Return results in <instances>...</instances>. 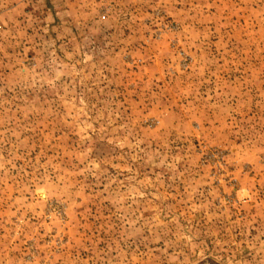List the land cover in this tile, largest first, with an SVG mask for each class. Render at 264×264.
<instances>
[{
	"label": "rangeland",
	"instance_id": "1",
	"mask_svg": "<svg viewBox=\"0 0 264 264\" xmlns=\"http://www.w3.org/2000/svg\"><path fill=\"white\" fill-rule=\"evenodd\" d=\"M0 264H264V0H0Z\"/></svg>",
	"mask_w": 264,
	"mask_h": 264
}]
</instances>
